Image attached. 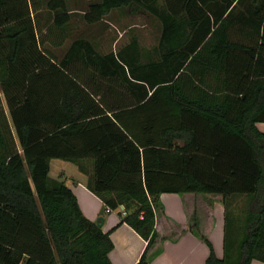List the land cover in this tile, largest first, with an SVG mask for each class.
<instances>
[{
	"label": "trees",
	"instance_id": "1",
	"mask_svg": "<svg viewBox=\"0 0 264 264\" xmlns=\"http://www.w3.org/2000/svg\"><path fill=\"white\" fill-rule=\"evenodd\" d=\"M125 8L160 21L156 47L99 54L79 38L59 58L45 38L64 33L67 0H48L46 33L32 0H0V264H112L110 232L53 159L88 175L102 215L124 207L117 227L146 241L136 264H151L163 194L223 198L225 256L201 235L206 264L264 263V0H92L84 20ZM241 196L239 226L227 203Z\"/></svg>",
	"mask_w": 264,
	"mask_h": 264
},
{
	"label": "crops",
	"instance_id": "2",
	"mask_svg": "<svg viewBox=\"0 0 264 264\" xmlns=\"http://www.w3.org/2000/svg\"><path fill=\"white\" fill-rule=\"evenodd\" d=\"M34 3L33 17L46 33V28L53 22V14L47 10L48 0H32ZM92 0H67L70 22L64 33L55 30L45 38V47L58 53L67 50L71 43L79 38L81 29L88 26L84 16ZM121 10L109 13L100 23L104 34L105 54L117 52L118 40L110 38L109 33H115L116 24L131 20L133 14L128 11L124 15ZM78 31L72 35L73 30ZM118 32V30H117ZM145 51L153 48H144ZM66 52V51H65ZM64 52V53H65ZM264 133V123L257 125ZM89 172L92 171L91 162L86 163ZM50 177L65 182L66 186L75 194L84 216L92 222L99 218L104 219L102 230L110 232L114 249L110 254L112 264H136L146 248V241L130 226L123 224L119 227L120 211L105 212L102 200L93 194L87 187L88 175L80 171L78 166L69 161L53 159L50 161ZM246 196L236 197L228 201L231 210L237 201ZM162 211L158 214L156 229L159 240L150 252L151 264H206L210 250L204 236L213 246L215 254L222 259L225 256V212L226 205L221 196L198 194H163L161 196ZM245 214L249 211V204L243 209ZM244 214V215H245ZM251 264H264L253 260Z\"/></svg>",
	"mask_w": 264,
	"mask_h": 264
},
{
	"label": "rangeland",
	"instance_id": "3",
	"mask_svg": "<svg viewBox=\"0 0 264 264\" xmlns=\"http://www.w3.org/2000/svg\"><path fill=\"white\" fill-rule=\"evenodd\" d=\"M130 11L133 14V18L131 20H125L118 24H116L117 30L115 33H109L110 38H114L118 40V46L126 45L130 42L133 37H136L139 40L141 47L144 48H153L159 44L160 35L162 31V24L160 21L152 16L151 14L145 11H137L131 8H125L120 11L121 15H124ZM78 31L73 30L72 35H76ZM80 36L83 39L89 40L94 47L96 48L99 54H105L107 51L104 48V34L100 26L98 25H86L81 29ZM66 49L62 51H58L57 56L61 58L64 55ZM3 108L6 114L9 116L7 105L3 95L1 94ZM10 120V119H9ZM249 204V201L242 197L231 209L232 215L234 218L240 219L239 226L243 225L244 218V208Z\"/></svg>",
	"mask_w": 264,
	"mask_h": 264
},
{
	"label": "water",
	"instance_id": "4",
	"mask_svg": "<svg viewBox=\"0 0 264 264\" xmlns=\"http://www.w3.org/2000/svg\"><path fill=\"white\" fill-rule=\"evenodd\" d=\"M97 225L102 228L103 225H104V219L103 218H99L97 221H96Z\"/></svg>",
	"mask_w": 264,
	"mask_h": 264
},
{
	"label": "built area",
	"instance_id": "5",
	"mask_svg": "<svg viewBox=\"0 0 264 264\" xmlns=\"http://www.w3.org/2000/svg\"><path fill=\"white\" fill-rule=\"evenodd\" d=\"M119 211H120L123 215H125L124 207H120ZM107 212H110V210H107Z\"/></svg>",
	"mask_w": 264,
	"mask_h": 264
}]
</instances>
